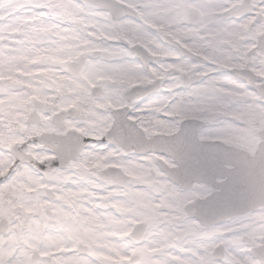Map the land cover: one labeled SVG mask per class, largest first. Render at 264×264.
<instances>
[{
	"label": "clouds",
	"instance_id": "9594fccd",
	"mask_svg": "<svg viewBox=\"0 0 264 264\" xmlns=\"http://www.w3.org/2000/svg\"><path fill=\"white\" fill-rule=\"evenodd\" d=\"M0 264H264V0H0Z\"/></svg>",
	"mask_w": 264,
	"mask_h": 264
}]
</instances>
